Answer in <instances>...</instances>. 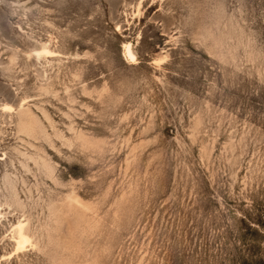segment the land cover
I'll use <instances>...</instances> for the list:
<instances>
[{"label": "rangeland", "instance_id": "374dc122", "mask_svg": "<svg viewBox=\"0 0 264 264\" xmlns=\"http://www.w3.org/2000/svg\"><path fill=\"white\" fill-rule=\"evenodd\" d=\"M0 264H264V0H0Z\"/></svg>", "mask_w": 264, "mask_h": 264}, {"label": "bare ground", "instance_id": "6f19581e", "mask_svg": "<svg viewBox=\"0 0 264 264\" xmlns=\"http://www.w3.org/2000/svg\"><path fill=\"white\" fill-rule=\"evenodd\" d=\"M33 54L36 57H39L42 55L45 57H49V56L54 55L53 52L47 50L45 47L41 48L40 50L33 51ZM123 55H124L125 59L133 60V55H132V52L130 51L129 45H123ZM5 107L11 108L9 106H4L3 111H4ZM7 112H9V111H7ZM24 227H25V224L23 222H20V221H18L17 224L13 227V230H12L13 235L11 238H12L13 243H14V250H13L14 254L21 253L26 249V245L28 243L29 238L24 233Z\"/></svg>", "mask_w": 264, "mask_h": 264}, {"label": "snow or ice", "instance_id": "6c2138e0", "mask_svg": "<svg viewBox=\"0 0 264 264\" xmlns=\"http://www.w3.org/2000/svg\"><path fill=\"white\" fill-rule=\"evenodd\" d=\"M4 111H12V109L11 108H8V107H5L4 108ZM19 250V249H18Z\"/></svg>", "mask_w": 264, "mask_h": 264}]
</instances>
